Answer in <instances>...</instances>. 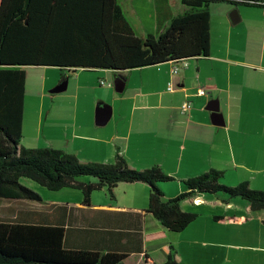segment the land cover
I'll list each match as a JSON object with an SVG mask.
<instances>
[{"label":"crops","instance_id":"1","mask_svg":"<svg viewBox=\"0 0 264 264\" xmlns=\"http://www.w3.org/2000/svg\"><path fill=\"white\" fill-rule=\"evenodd\" d=\"M136 1L131 18L120 8L141 38L164 32L172 19L188 12L179 0ZM234 9L240 17L235 24L230 19ZM207 11L209 54L189 58L186 67L165 62L119 72L77 69L67 78L57 77L53 85L67 82L66 89L50 94L69 90L61 97L69 105L58 108L64 119L57 130L48 125L53 108L45 107L44 93L35 97L34 127H25V72L21 146L64 151L81 163L113 165L120 157L135 171L159 167L172 178L155 184L166 200L187 191L185 180L210 170L223 173L225 186L246 182L264 192V8L217 2ZM175 66L178 72L172 74ZM198 89L206 95L197 96ZM85 95L91 106L78 105ZM185 102L191 108L182 113ZM210 102L217 103L218 113L206 109ZM99 106L111 113L103 126L95 124ZM217 115L219 124L212 120ZM28 188L41 201L2 199L0 221L60 228L68 251L121 254L120 264H163L172 252L179 264H264V211H251L240 198L198 194L183 200L181 210L197 217L173 232L147 212L145 183H118L111 192L101 188L88 204L79 190ZM222 217L243 221L217 220Z\"/></svg>","mask_w":264,"mask_h":264},{"label":"trees","instance_id":"2","mask_svg":"<svg viewBox=\"0 0 264 264\" xmlns=\"http://www.w3.org/2000/svg\"><path fill=\"white\" fill-rule=\"evenodd\" d=\"M179 1L188 12L172 19L164 32L141 38L125 20L118 0H0V200L41 201L37 193L21 185V179L51 192L79 190L85 204L101 188L111 192L118 183L141 182L149 185L147 212L173 232L182 231L197 217L183 212L180 203L198 194L240 198L249 203L251 211H264V192L252 190L246 182L225 186L220 183L223 173L219 171L185 180L187 191L166 200L155 184L172 178L159 167L135 171L120 157L113 165L81 163L64 151L21 146L23 67L119 72L206 57L209 4L264 8V0ZM81 178L96 182H80ZM62 240L60 228L0 221V264H120L124 258L121 254L68 251L63 249ZM174 255L172 252L163 264H179Z\"/></svg>","mask_w":264,"mask_h":264},{"label":"rangeland","instance_id":"3","mask_svg":"<svg viewBox=\"0 0 264 264\" xmlns=\"http://www.w3.org/2000/svg\"><path fill=\"white\" fill-rule=\"evenodd\" d=\"M118 3L120 4L123 11L126 13V16L131 18L130 11L131 10L132 3L134 5H137L136 0H118ZM137 28V27H136ZM138 29V28H137ZM26 72L27 77V98L25 103V109H26V121H25V127H28L29 129H32L35 125V103L38 101V99H35L36 96L43 95V93L48 97L45 99V107L51 106L53 109L48 115V125L53 126L55 130L59 128L61 125V122L64 118H62V115L58 114V108L64 107L69 105L68 102H64L61 97H65V95L69 94V90L64 92L63 94H50V92L56 88L53 85L54 80L57 77L67 78L74 72L69 71H60L56 67H25L23 69ZM78 71V70H77ZM87 73V72H84ZM62 74V75H61ZM73 74V75H74ZM50 97L53 98V102ZM83 97V98H82ZM79 98L78 105H85V106H91V102L89 100V96L86 99V95ZM74 101L71 102L70 105H73ZM35 114V115H34ZM45 117H47L46 109L43 112V115L41 117V123L45 121ZM28 137H26L27 140ZM84 179V178H83ZM86 180H91L92 178H85ZM21 185L25 186L26 188H36V189H42L45 193H47V189L41 188V186L37 185L36 183L27 180V179H21L20 180ZM29 189V188H28ZM31 190V189H30ZM223 195V194H221Z\"/></svg>","mask_w":264,"mask_h":264},{"label":"water","instance_id":"4","mask_svg":"<svg viewBox=\"0 0 264 264\" xmlns=\"http://www.w3.org/2000/svg\"><path fill=\"white\" fill-rule=\"evenodd\" d=\"M230 19H231V22L233 24L237 23L240 19L239 17V13H238V10L237 9H234L233 11H231L230 13ZM66 85H67V82H64L62 85H59L58 87L54 88L53 89V93H59V92H62L66 89ZM215 106H214V105ZM208 111L210 112H213V113H218V105L217 103H213V102H210L208 105H207V108H206ZM110 109L106 106H99L97 109H96V112H95V124L97 126H103L106 124V122L109 120L110 118ZM213 122L215 124H219L220 120H221V117L219 115H217L216 117H214L213 119Z\"/></svg>","mask_w":264,"mask_h":264},{"label":"built area","instance_id":"5","mask_svg":"<svg viewBox=\"0 0 264 264\" xmlns=\"http://www.w3.org/2000/svg\"><path fill=\"white\" fill-rule=\"evenodd\" d=\"M251 4V3H250ZM179 65L186 67L187 66V61H180L178 62ZM178 72V67L175 66L171 69V73L172 74H176ZM100 85H104L105 83L103 81H99ZM168 90H171V87L169 85ZM206 95V91L204 89H198L197 91V96H205ZM191 108V104L189 102H185L182 104L181 106V112L185 113L187 112L189 109Z\"/></svg>","mask_w":264,"mask_h":264},{"label":"bare ground","instance_id":"6","mask_svg":"<svg viewBox=\"0 0 264 264\" xmlns=\"http://www.w3.org/2000/svg\"><path fill=\"white\" fill-rule=\"evenodd\" d=\"M194 203H197V202L194 200Z\"/></svg>","mask_w":264,"mask_h":264}]
</instances>
